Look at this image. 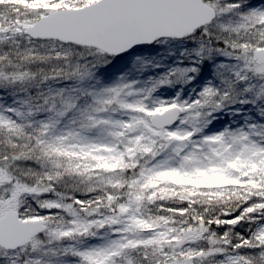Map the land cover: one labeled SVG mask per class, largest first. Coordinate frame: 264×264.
<instances>
[{"label": "snow or ice", "instance_id": "snow-or-ice-1", "mask_svg": "<svg viewBox=\"0 0 264 264\" xmlns=\"http://www.w3.org/2000/svg\"><path fill=\"white\" fill-rule=\"evenodd\" d=\"M0 264H264V0H0Z\"/></svg>", "mask_w": 264, "mask_h": 264}, {"label": "rangeland", "instance_id": "rangeland-1", "mask_svg": "<svg viewBox=\"0 0 264 264\" xmlns=\"http://www.w3.org/2000/svg\"><path fill=\"white\" fill-rule=\"evenodd\" d=\"M38 0H33V3H37ZM6 11V10H5ZM224 19H227L225 17ZM157 50L150 51L147 53H143V60L148 61L149 64L146 67H141L140 62H137V66L134 68H131V70L126 74L128 79H139L142 82L147 80V77L152 76L154 78H158L162 74L166 73L169 68L174 66H179V61L183 60L184 64L188 63V60L185 59L181 55V50L179 48L174 49H167V46L165 45H157ZM155 65H159V67H154ZM202 72L206 73L203 77V79H211V68H204L201 66ZM198 80L201 79V77H197ZM196 84V81H193L192 86H186L189 87L188 89L185 88L183 92V96L186 97L190 94L194 95V93H191V87H194ZM180 88L179 84H176L174 87L170 88H162L159 90V92L156 95H164V96H170L175 95L176 90ZM199 91V89H196ZM10 99V98H9ZM225 116V115H224ZM226 117L221 118L220 125L222 126L224 123H226Z\"/></svg>", "mask_w": 264, "mask_h": 264}, {"label": "trees", "instance_id": "trees-1", "mask_svg": "<svg viewBox=\"0 0 264 264\" xmlns=\"http://www.w3.org/2000/svg\"><path fill=\"white\" fill-rule=\"evenodd\" d=\"M7 11L8 10L6 9L5 12H7ZM185 88L188 89L189 87H186L185 86ZM214 115L217 117V119L213 121V125H216L218 122L220 123L221 118H225V117H226V120H225L226 123H230V122H233V121H237V117L236 116L230 115L227 112H219V113H215ZM242 122H243L242 119L239 120V121H237V123H242ZM237 123H232V126L233 127L237 126Z\"/></svg>", "mask_w": 264, "mask_h": 264}]
</instances>
